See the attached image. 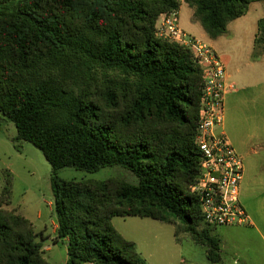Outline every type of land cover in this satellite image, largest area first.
I'll list each match as a JSON object with an SVG mask.
<instances>
[{
    "label": "trees",
    "instance_id": "1",
    "mask_svg": "<svg viewBox=\"0 0 264 264\" xmlns=\"http://www.w3.org/2000/svg\"><path fill=\"white\" fill-rule=\"evenodd\" d=\"M206 36L264 0H183ZM180 0H0V116L12 140L38 149L52 171L56 235L67 264H146L115 217L174 226L221 262V240L190 191L201 154L195 144L203 70L190 50L155 35ZM264 60V17L250 61ZM121 167L136 178L66 181L70 167ZM11 175L0 195V264H48L32 225L10 206ZM180 264H192L183 260Z\"/></svg>",
    "mask_w": 264,
    "mask_h": 264
},
{
    "label": "rangeland",
    "instance_id": "2",
    "mask_svg": "<svg viewBox=\"0 0 264 264\" xmlns=\"http://www.w3.org/2000/svg\"><path fill=\"white\" fill-rule=\"evenodd\" d=\"M180 1L179 25L213 45L228 72L235 66L242 70L231 79L235 91L224 103L223 128L219 127L217 132L224 130L243 158L245 183L253 187L256 200L252 204L259 207L260 203L264 205V144L259 143L264 125V60L257 62L260 64L251 62L250 53L257 21L264 17V2L252 3L247 14L231 22L223 36L210 40L201 26L192 20L191 9ZM252 64L258 67L257 73L252 81L243 80V73ZM16 136L14 125L0 116V195L5 176L11 175L10 206L7 209H14L30 222L37 235L36 241L43 245L42 256L48 264H67V240L56 235L51 167L30 143L20 141L16 148L12 142ZM58 177L66 181L118 178L136 183L130 172L118 166L95 173L67 167L58 172ZM111 224L123 238L135 244L137 253L146 264H180L183 260L192 264H211L206 259L205 248L195 245L187 235H181L177 242L175 228L170 224L140 217H115ZM239 232L237 228L225 227L214 230V235L223 243L221 258L224 264H233L237 260L238 264H264V241L257 235L253 234L249 239Z\"/></svg>",
    "mask_w": 264,
    "mask_h": 264
},
{
    "label": "built area",
    "instance_id": "3",
    "mask_svg": "<svg viewBox=\"0 0 264 264\" xmlns=\"http://www.w3.org/2000/svg\"><path fill=\"white\" fill-rule=\"evenodd\" d=\"M178 11L160 15L155 26L158 38L177 43L191 51L203 70L195 144L201 154L199 173L190 187L201 201L204 223L212 228L244 226L248 215L240 203L243 163L223 132V101L228 83L225 66L216 51L202 39L191 37L179 27Z\"/></svg>",
    "mask_w": 264,
    "mask_h": 264
},
{
    "label": "crops",
    "instance_id": "4",
    "mask_svg": "<svg viewBox=\"0 0 264 264\" xmlns=\"http://www.w3.org/2000/svg\"><path fill=\"white\" fill-rule=\"evenodd\" d=\"M178 14H179V11H178ZM159 19H160V17L158 18V20ZM179 27H180V29L182 31H184L189 36L195 37V38H198V39H202L201 37L193 35V33H191L190 31L186 32L185 31L186 29L184 30L180 25H179ZM201 36H204V35H201ZM205 36H206V34H205ZM254 36H255V34H254ZM254 36H253V39H254ZM210 46L216 51V53H217V55L219 57L218 50L213 45H210ZM222 51H224V50H222ZM256 64H260V63H256ZM247 68H248V70L243 73L242 78H243V80H245V78H247V79H250L252 81L254 75L258 71V67H255V65L252 64V65L247 66ZM231 70L232 71H229V72L226 70V73H227V76H228V83H229V85L231 84L233 86V88L232 89H228L226 91L225 96H224V101H223V122H224V103L227 100L228 96H230L232 94V92L235 91V84H234L233 81H231V79H232V77L236 78L238 76V74L242 71L240 69V67H237V66H235ZM221 127L223 128V123L220 126V128ZM218 128L219 127H217L215 129V133H219V132H217ZM220 132H223L226 135L228 141L230 142L232 147L235 149L236 153L240 156V154L237 152L236 148L234 147L232 140L227 136V134L224 132V130H220ZM259 143L264 144V125H262V135L259 137ZM241 159L243 160L242 157H241ZM245 176H246V169H245L244 163H243V179H242V182H241V185H240L239 200H240L241 205L243 206V208L245 209V211H246V213L248 215V218H249L248 223L246 225H244V226L225 227V228H237L240 231L239 233L241 235H243L244 237H248L250 239L251 237L253 238V234H254V235H257L259 238H261L262 241H264V205H262V203H260V205L258 207L256 205L252 204L256 200V195L254 194L255 192L253 190V187H250V186H248L245 183ZM262 202H264V200H262ZM261 205H262V207H261ZM222 252H223V243L221 244V253ZM237 261H234L233 264H238ZM252 261L254 262V259ZM224 263L225 262L223 261V258H222L221 262L218 263V264H224Z\"/></svg>",
    "mask_w": 264,
    "mask_h": 264
}]
</instances>
